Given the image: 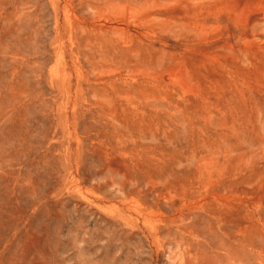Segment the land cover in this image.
<instances>
[{"label": "rangeland", "instance_id": "rangeland-1", "mask_svg": "<svg viewBox=\"0 0 264 264\" xmlns=\"http://www.w3.org/2000/svg\"><path fill=\"white\" fill-rule=\"evenodd\" d=\"M0 264H264V0H0Z\"/></svg>", "mask_w": 264, "mask_h": 264}, {"label": "bare ground", "instance_id": "bare-ground-1", "mask_svg": "<svg viewBox=\"0 0 264 264\" xmlns=\"http://www.w3.org/2000/svg\"><path fill=\"white\" fill-rule=\"evenodd\" d=\"M217 117H218V116H217ZM219 119H220V118H219ZM210 146L212 147V146H213V144H211V143H210V144H209V147H210Z\"/></svg>", "mask_w": 264, "mask_h": 264}]
</instances>
